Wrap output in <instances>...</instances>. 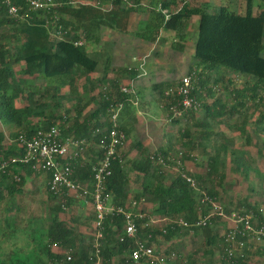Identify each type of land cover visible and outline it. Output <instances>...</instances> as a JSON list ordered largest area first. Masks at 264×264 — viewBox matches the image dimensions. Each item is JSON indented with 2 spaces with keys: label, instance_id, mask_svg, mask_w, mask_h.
Instances as JSON below:
<instances>
[{
  "label": "trees",
  "instance_id": "trees-1",
  "mask_svg": "<svg viewBox=\"0 0 264 264\" xmlns=\"http://www.w3.org/2000/svg\"><path fill=\"white\" fill-rule=\"evenodd\" d=\"M247 1L244 12L231 10L228 4L214 6L210 0L149 1L158 4L153 7L155 9L151 8L153 10H150L148 18L143 22L142 31L137 33L139 38L148 43L156 41L161 29H167L174 31L178 38L174 44H180L188 37V27L193 22V16L200 17L196 29L195 52L192 56L194 63L188 74L196 73L194 93L202 102L205 116L208 117L207 122L197 120L195 116L197 112H188L184 117H171L172 107L176 101L173 96L166 95L165 91L176 82L167 79L152 84L155 96L163 98V105L168 111L170 122L186 123L180 133L179 142L182 148L178 157L180 163L195 159L192 153L200 147L201 153L208 154V144L203 145L200 141L196 144L198 140L193 127L207 128L198 137L209 140L213 137L212 133L216 134L212 129L214 125L211 119L218 118L217 122L222 123L227 121V117L242 115L248 120L253 116V113H249L251 108L246 109L248 103L254 105V112L259 111L256 125L264 130V126H260L264 125V104L261 110L257 106L264 98L258 97L256 93L261 84H264V55H262L264 8L259 5L258 11L253 13L254 2ZM54 2L56 5L48 9H34L26 0H18V14L13 15L9 13L7 5L0 0V119L12 126L9 128L12 130L8 133L0 130V160L22 153L17 139L20 133L26 132L31 135L39 129H48L53 125L60 127L65 139L86 137L98 143L100 136L111 128L109 106L114 102H124L126 106L134 99L133 94L123 93L121 86L135 82L142 72L134 66L125 65L120 68L114 64L115 41H107L103 48L92 51L87 50L86 42L90 40L100 42L99 38L95 37V33L102 27L127 31L137 10V4L129 6L126 0L78 2L54 0ZM134 2L142 3L141 0ZM163 9H168V12L164 13ZM80 40H84V43L76 44ZM217 66L228 68L221 73L245 74L255 79L251 94L246 93V89L249 88L244 86L227 89V84L233 83L230 78L211 76L210 71H214ZM216 72L220 70L216 69ZM80 80H83V84L80 85L83 89L82 93L76 91ZM43 81L54 89L53 97L57 96L56 101H50L49 93L40 90V83ZM66 87L72 88L73 94L63 92ZM220 90L222 92L226 90L225 95L229 96V99L228 96L226 99H235V103L230 104L218 96ZM137 94L140 97L138 89ZM61 100L71 103L63 114L54 109L61 104ZM242 126L236 125L237 129L246 133ZM120 128L126 131L128 137L130 130L127 129V124L120 123ZM247 139L249 142V136ZM140 143L137 141L136 145ZM122 146L123 144L119 146L117 156L112 162V173L105 187L106 191L114 196L117 205L127 207L132 203L131 187L125 156L120 151ZM160 149L161 151L157 153L140 149L142 157L131 165L130 169L142 176V191L135 195V200L140 202L136 209L142 210L147 216L150 212L169 219L184 218L188 221H194L200 215L206 214L209 208L198 209L201 196L182 177V173L169 177L166 165L171 166L176 162L171 160L167 149L163 147ZM87 150L85 153L90 158L86 156L85 160H81L76 170L77 177L83 181H91L92 164L99 159L96 150L90 146ZM227 152V144L218 145L215 153L209 157L207 173L189 172L196 178L200 188L207 190L218 199L220 193L215 178L219 179V184H222L226 178V172L220 171V168L226 166ZM221 153L224 158L221 157ZM232 153L236 154L235 151ZM159 157L164 158L166 165L158 163ZM233 158L235 167L232 170L238 174L244 171L248 175L249 169L248 164L244 162L245 159L239 155H234ZM37 175L40 174L24 167L19 182L5 175L1 176L0 201L9 194L21 192L27 177ZM144 197L149 203L155 204L152 210L141 207ZM49 198L55 203L50 208L51 215L46 228L47 240L39 242L47 256L48 264H60L66 251L72 252L75 264H93L90 252L93 248L94 226L92 229L87 226V235L82 234V237H79L77 228L67 214L72 197L49 193ZM244 198L248 200L236 201L254 210L257 224L264 225V216L259 211L257 202L251 203L250 198ZM76 202L80 203V201ZM225 208L230 210L226 206ZM10 209H14V206H6L5 212ZM144 222L146 220L139 223V237L147 239L151 235L148 238L149 243L154 245L157 253L170 255L174 252L170 250L171 248L160 249L164 241H173L177 237L194 232V235L201 233L206 236L205 245L220 250L222 264H250L251 253L264 255V249L259 250L262 248H246L243 256L237 252L233 257L234 261H228L225 235L213 230V225L220 222L217 216L212 218L210 225L195 227L193 230L169 225L164 232L150 225H144ZM105 226V237L101 240L103 264H114L115 258L118 264H143L128 259V250L133 241L121 240L125 232L124 218L115 216L108 219ZM54 244L58 245L57 250L52 249ZM167 264H198V262L193 256L184 257L176 254Z\"/></svg>",
  "mask_w": 264,
  "mask_h": 264
},
{
  "label": "rangeland",
  "instance_id": "rangeland-1",
  "mask_svg": "<svg viewBox=\"0 0 264 264\" xmlns=\"http://www.w3.org/2000/svg\"><path fill=\"white\" fill-rule=\"evenodd\" d=\"M75 1L78 2L81 0ZM141 1L143 4H138L134 2V0H126V3L129 6H135L134 4H137V10L133 14L127 31H118L102 27L100 31L95 33V37L99 38L100 42L97 43L94 40H90L86 42V44L87 50L92 51L103 48L107 41H115L114 55H116V59L114 60V64L120 68L125 65H130L138 68L139 71L143 69L141 71L144 73L143 76H145L148 71L150 76L148 74L146 75L147 77H145L148 85L146 93L144 94L146 96L145 98L151 99L153 93L151 83L167 79L171 76L180 78L190 71V67L192 66V63H194L191 57L195 52L197 24L191 23L188 27V37L184 40V42H182V44H174L178 38L174 31L167 29H161L155 42H145L142 38H139L137 33L142 31L143 22H145L148 18L150 10L155 9L153 7H156L158 2H149L150 0ZM210 1L214 6L228 4L231 10H235L237 12L246 11L248 4L247 0ZM253 2V13L258 11L259 8L257 7L259 5L264 8V0H253ZM163 12H168V9H163ZM262 55H264V41ZM216 69L220 70V72H216ZM216 69L214 70L215 72L210 71L211 76H225L227 79L230 78L233 80V83L227 84V89L232 88L233 86L238 88L244 86L249 88L246 89V93H249V95L251 94L250 91H252L255 79L248 77L245 74L234 75L232 72L225 74L221 73V71L228 69L225 66H217ZM204 74L207 75L206 71H204ZM138 80H140V78ZM138 82L139 81H135L136 86ZM132 83L134 82H131L130 84ZM40 84V90L49 93V100L56 101L57 96L53 97L54 89L50 88L45 81ZM82 84L83 80L78 81V87L76 88L77 92H83L82 86L80 87ZM63 92L66 94H73L72 88L69 87L64 88ZM226 93V90H223V92L220 90L218 92V96L226 101V96H228L225 95ZM256 93L258 97L261 96L264 98V84H261V87L256 90ZM140 98L141 97H139V101L141 100ZM227 101L230 102V104L232 102L235 103V99ZM263 104L264 100L262 103L257 105L260 108L259 110H261ZM70 106V102L61 100V104L58 107H54V109H56L58 113L63 114ZM127 107L131 109L133 115L138 114L137 116H140V122L138 120L135 121L132 125V131L129 133L124 142V150L127 151L124 152L125 165L131 182V200L136 199L135 195L142 191V176L130 169L132 163L142 157L141 150L143 151V149H145V152H151L156 146L157 149L155 148L156 151H154L158 152L159 150L161 151V146L166 148L169 146L170 149H167L169 157L171 160L176 162L171 166H169V164L166 165L168 166L169 177L180 172L188 174H190L189 172L194 174H205L208 169V155L214 154L216 147L223 144L222 142L231 141L227 143V146L229 147V151L226 156L227 166H222L220 168V171L226 172V178L222 184H219V179L215 178L217 189L220 193L218 200L229 209H250L246 206V204L238 203L236 201L238 199L242 202L244 199L247 201L248 199L244 197H248L250 198L251 201H249L251 203L257 202L259 211L262 208L261 213L264 215V130H260V128L256 125V119L259 111L255 110L254 112L253 108L255 107L252 103H248L246 105V109L249 107L251 108L249 113H253V116L250 119L247 120V118L245 119L242 115L227 117L228 120L226 123H228V125L233 124L232 127L220 125V123H217L218 118L214 120L211 119L214 125L212 129L217 135L215 134L212 137L211 142L207 143L208 146H212V148L208 147V155L202 154L200 147V153L196 150L194 151L196 155L198 154L197 159H189L184 163H180L178 157L180 156V150L182 149L181 143L179 142L181 138V128L183 125H186V123L181 121H175L173 123L172 121L169 122L166 108L164 107L165 109H163L162 107H159V104L154 105L156 109L153 110V113H142L139 105H134L133 103L128 104ZM204 112V109L201 107L198 111L199 114L197 117H200L199 119H204V117L206 118L203 114ZM120 118L119 122H121ZM142 123L147 125L150 124V127L148 128L146 125L143 126ZM237 124L243 125L242 127L247 132L245 133L240 129H237ZM10 127L12 126L5 124V122L0 119V130H4L8 133V131L12 130L9 129ZM128 127L131 126L129 125ZM192 129L195 131V135L198 140L196 141V144L199 141L204 144V142H206L205 139L203 140L198 137L204 128L193 127ZM221 130L223 132H225V130H231L234 134L228 136L220 135L222 132ZM247 136H249V142L247 141ZM155 140L157 143L154 142ZM137 141H140L141 143L136 145ZM142 141L144 142L143 148ZM232 151H235L236 154H233ZM234 155H239L245 159L244 162L248 164L249 169L247 171L248 175L244 171L238 174L232 170V168L235 167V164L233 163ZM221 156L224 158V155ZM198 162L200 164H197ZM24 187L25 188L21 189V192H16L11 195L9 194L2 201H0V264H48L47 256L41 249L39 242L47 240L46 228L48 227L49 217L51 215L50 208L55 202L49 198V192L42 174L39 176L27 177ZM231 197H233L232 200L230 199ZM145 198L146 197H144L141 202V207L152 210L155 204L149 203L147 198ZM76 201L79 200L72 197V202L67 209V214L68 217H70V221H73L75 228H77L78 236L82 237V234H85V236L87 235V226H89V229L93 228L92 221L94 219V213ZM12 205L14 206V209H10V211L5 212V207ZM12 218L14 219L12 220ZM220 222L222 223L221 220ZM151 226H155L154 228L161 229L166 232V227L169 225L165 224L159 227V225L155 224ZM223 227L225 226L218 223L213 225V230L220 231L224 234L225 229ZM193 233L177 237L173 241H164L160 249L169 250L171 248L170 250H174L176 254H181L184 257L193 256L198 264H222L220 250L215 247L213 248L212 246L205 245V235L201 233L194 235ZM262 247L263 243H260L257 246V248ZM252 248L254 249V247ZM52 249H57V246L54 244ZM259 255V263L252 261L253 264H264V255ZM114 264H118L117 258H115Z\"/></svg>",
  "mask_w": 264,
  "mask_h": 264
},
{
  "label": "built area",
  "instance_id": "built-area-1",
  "mask_svg": "<svg viewBox=\"0 0 264 264\" xmlns=\"http://www.w3.org/2000/svg\"><path fill=\"white\" fill-rule=\"evenodd\" d=\"M18 0H2L8 7L10 14H18ZM34 9H48L56 5L54 0H26ZM84 40L76 42L83 44ZM143 67V61H142ZM195 73L186 74L180 77L177 83L165 91L166 95L173 96L176 104L172 107L173 118L184 117L188 112H197L201 108V102L194 93ZM121 91L125 94H133L132 103L137 105L139 97L135 83L122 85ZM175 96V98H174ZM125 107L124 102H114L109 106V116L111 128L104 132L99 142H94L91 138H64L61 129L53 125L48 129H39L29 135L22 132L18 135V142L22 153L8 159L0 160V177L7 176L19 182L22 178L21 170L24 167L42 174L49 193L58 196H69L76 200L83 201L91 205L94 210V241L90 252L93 264H103L101 240L105 237V222L115 216H122L125 220V232L121 237L122 241L132 240L129 247L128 259L133 262L143 264H167L176 253L170 255L157 253L154 245L149 243V237L142 239L139 237L142 220H146L144 225H149L148 216L140 209H136L140 204L137 200L125 207L117 205L114 196L106 191V181L112 173V162L116 158L119 146L126 138V131L120 128L119 118ZM90 146L99 154V159L92 164L91 181H83L77 177V166L86 155L87 147ZM88 151V150H87ZM86 152V153H85ZM158 155H160L158 153ZM162 156V155H161ZM158 163L166 165L163 157H159ZM192 187L199 193V210L209 208L207 213L200 215L194 221L184 218L166 219L168 225L173 227H188L193 230L195 227H205L212 223V218L217 216L225 226L226 259L234 261L233 257L237 252L244 255L246 248L254 247L255 243L264 242V225H258L256 213L252 209H230L226 210L217 197L212 196L207 190L200 188L197 180L181 172ZM262 212V208L260 209ZM158 220L151 219V223ZM58 248V245L55 244ZM54 250V249H53ZM57 250V249H55ZM60 264H75V259L71 251H66ZM59 262V261H58Z\"/></svg>",
  "mask_w": 264,
  "mask_h": 264
},
{
  "label": "crops",
  "instance_id": "crops-1",
  "mask_svg": "<svg viewBox=\"0 0 264 264\" xmlns=\"http://www.w3.org/2000/svg\"><path fill=\"white\" fill-rule=\"evenodd\" d=\"M192 23H194V24H197L198 25V22H199V16H193V18H192ZM188 30H189V28H188ZM189 32V31H188ZM186 40V39H185ZM176 41H178V40H176ZM182 42H184V41H181L180 42V44L182 43ZM192 58V57H191ZM191 68V67H190ZM141 70V69H140ZM143 70V69H142ZM141 70V71H142ZM140 71V72H141ZM149 74V76H150V73L147 71V74L146 75H148ZM144 75V73L142 72V74L140 73L139 75H138V77L140 78V80H138V79H136V82L137 81H139L138 82V84H137V89L138 90H140V102H139V107L141 108V111H142V113L144 112V113H153V110L154 109H156L155 107H154V105H157V104H159V107H162L163 109H165L164 108V105H163V98H158L157 97V95L155 96V93H154V91H153V87H152V84L154 83H151V89H152V91H153V93H152V96H151V99H148V98H145L146 96H145V94L144 93H146V88H147V85H148V83H147V81L145 80V77H147L146 75L145 76H143ZM167 79H172V80H174L175 82L179 79L178 77H174V76H171V77H169V78H167ZM167 79H164V80H167ZM160 81H163V80H160ZM135 83V82H134ZM136 85V84H135ZM148 92V91H147ZM155 96V97H154ZM153 102H154V105H153ZM158 102V103H157ZM128 106V105H127ZM127 106H125V109H123V111H122V113H121V115H120V119H121V124L122 123H125V124H127V129H129L130 131H129V133L132 131V125L135 123V121L136 120H138L139 122H140V120H139V117L140 116H137L138 114H135V115H133L132 114V111H131V109L129 108V107H127ZM152 110V111H151ZM168 112V111H167ZM200 113V112H199ZM198 112H197V114L195 115L196 116V119L197 120H202V121H204V122H207V120H208V117H204V119H199L200 117H197L198 116V114H199ZM140 114V113H139ZM204 114V116H205V112L203 113ZM259 115V114H258ZM257 116V115H256ZM142 117H143V115H142ZM258 117V116H257ZM225 120H226V118H225ZM228 120V119H227ZM170 122V121H169ZM173 123V122H172ZM218 123V122H217ZM131 126V127H128V126ZM142 125L144 126V125H146L148 128L150 127V124H144V123H142ZM220 125H225V127H232V125L233 124H229L228 125V123H226V122H222V123H220ZM258 128H259V126H257ZM204 130H207V128H204L202 131H204ZM260 130H263V129H261L260 128ZM149 131V130H148ZM222 131V130H221ZM151 132V131H150ZM202 133V132H201ZM231 134H234V132L233 131H231V130H225V132H221L220 133V135H225V136H228V135H231ZM215 134H213L212 133V136H214ZM217 135V134H216ZM248 137V136H247ZM153 139V138H152ZM152 139H151V141H152ZM204 140V139H203ZM211 140H212V138L211 139H209V140H207V139H205V141L206 142H204V144L203 145H207V143L208 142H211ZM154 142H156L157 143V141L155 140ZM229 142H231V141H229ZM229 142H222V143H224V144H227V143H229ZM142 144H144V142L142 141ZM158 145V144H157ZM160 146V145H159ZM163 146H161L160 148H162ZM208 147H211L212 148V146H208ZM155 148H156V146H155ZM155 148H153V150L150 152V153H157V152H155L156 150H155ZM163 148H166V147H163ZM125 149V143H124V146H122V148H121V153H124V152H127V151H125L124 150ZM157 149V148H156ZM166 149H170L169 148V146H168V148H166ZM155 150V151H154ZM209 150V149H208ZM196 151H198L199 153H200V149H197ZM228 151H229V147H228ZM223 153V152H222ZM222 153H221V155H222ZM181 154V153H180ZM202 154H204V153H202ZM192 155L193 156H195V159L194 160H196L197 159V155L193 152L192 153ZM204 155H206V154H204ZM208 155V154H207ZM211 156V154H209L208 155V157H207V160H209V157ZM222 157V156H221ZM92 158V157H91ZM197 164H200L199 162L197 163ZM207 165H208V162H207ZM226 166H227V163H226ZM130 184H131V182H130ZM23 188H25L24 186H23ZM80 204L81 205H83V206H85V207H87L91 212H93V207L91 206V205H87L85 202H83V201H80ZM87 205V206H86ZM147 212H148V210H146ZM94 213V212H93ZM149 214H148V219L147 220H149L148 221V223H149V225L151 226V225H155V224H157V225H159V227L160 226H163V225H165V224H167V221H165V220H163L164 218H166V219H168L169 220V218H167V217H164V216H160V215H156V214H153V213H151L150 214V212H148ZM263 214V213H262ZM264 216V215H263ZM152 218H154L155 220H158V222L157 223H151V219ZM14 218H12V220H13ZM94 220V219H93ZM220 224H222L223 226H224V224L223 223H221V222H219ZM92 224H93V221H92ZM218 224V223H217ZM155 227V226H154ZM224 229H225V227H223ZM260 243H255L254 244V249L255 248H257V246L259 245ZM263 249H264V242H263V247H262V249H259V250H261V251H263ZM259 253H251L250 254V259H249V263L250 264H253L252 263V261L253 262H255V263H259Z\"/></svg>",
  "mask_w": 264,
  "mask_h": 264
},
{
  "label": "clouds",
  "instance_id": "clouds-1",
  "mask_svg": "<svg viewBox=\"0 0 264 264\" xmlns=\"http://www.w3.org/2000/svg\"><path fill=\"white\" fill-rule=\"evenodd\" d=\"M186 74H188V73H186ZM186 74H185V75H186ZM191 74H192V73H191ZM195 75H196V73H195ZM183 76H184V75H183ZM195 78H196V77H195ZM177 81H178V80H177ZM177 81H176V83H177ZM176 83H175V84H176ZM195 84H196V80H195ZM200 102H201V100H200ZM201 107H202V106H201ZM200 109H201V108H200ZM200 109H199V110H200ZM199 110H198V111H199ZM122 111H123V110H122ZM198 111H197V112H198ZM121 113H122V112H121ZM168 119H169V121H170L169 116H168ZM126 139H127V138H126ZM123 144H124V143H123ZM187 174H188V173H187ZM189 175H190V174H189ZM191 176H192V175H191ZM195 179H196V178H195ZM197 182H198V181H197Z\"/></svg>",
  "mask_w": 264,
  "mask_h": 264
}]
</instances>
